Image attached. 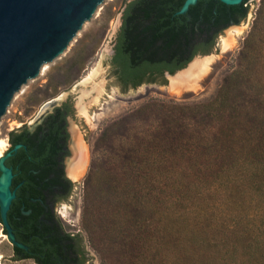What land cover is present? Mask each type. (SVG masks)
Masks as SVG:
<instances>
[{
  "label": "trees",
  "instance_id": "1",
  "mask_svg": "<svg viewBox=\"0 0 264 264\" xmlns=\"http://www.w3.org/2000/svg\"><path fill=\"white\" fill-rule=\"evenodd\" d=\"M183 1H122L107 59L121 89L159 82L163 72L209 53L221 29L245 16L248 3L204 0L184 15L177 12ZM263 51L264 0L241 42L237 69L210 99L160 107L156 115L165 114L168 124H139L132 140L121 138L119 152L111 154L115 161L104 163L108 172L91 165L83 179V232L64 229L47 207V195L64 184L55 157L66 140L69 107H53L32 131H9L10 146H19L6 158L18 148L21 153L11 168L21 199L11 221L34 251L11 245L12 257L86 264L87 240L134 251L140 264L146 254L154 264H264Z\"/></svg>",
  "mask_w": 264,
  "mask_h": 264
},
{
  "label": "rangeland",
  "instance_id": "2",
  "mask_svg": "<svg viewBox=\"0 0 264 264\" xmlns=\"http://www.w3.org/2000/svg\"><path fill=\"white\" fill-rule=\"evenodd\" d=\"M122 1L109 0L74 48L52 62L28 86L16 99L0 133V140L5 141L2 155L8 146L9 130L25 126L32 131L53 107L68 101L70 113L65 121L66 146L68 150L72 146L76 153L81 149L83 160L74 161V169H66L72 157V152L67 151L63 170L72 182V191L65 201L55 207V212L64 229L70 232H83V179L91 165L97 173L101 174L100 168L108 172V165L104 163L115 161L116 157H111V154L119 152V146L123 144L120 143L121 138L127 140V135L130 136L139 124H168L170 118L165 114L156 115L160 107L172 103L190 105L210 99L221 79L237 69L241 42L263 0H248L245 16L217 34L214 48L209 53L194 56L183 68L170 76H163L159 82L124 89L110 74L107 64L111 41L120 21ZM194 62H199V68L193 70L192 75L182 83H175L176 74L192 72ZM260 62H264V58ZM51 102L52 105L49 104ZM125 124H131L132 130H128ZM70 138L71 145L68 142ZM115 166L112 165L110 171L114 172ZM116 219L107 216L108 222ZM85 248L90 258L86 264H140L134 258V251L114 243L93 247L86 240ZM150 258L151 255L146 254L141 264H154ZM131 259L135 261L130 262ZM0 264H35L28 258L12 257L11 244L1 224Z\"/></svg>",
  "mask_w": 264,
  "mask_h": 264
},
{
  "label": "water",
  "instance_id": "3",
  "mask_svg": "<svg viewBox=\"0 0 264 264\" xmlns=\"http://www.w3.org/2000/svg\"><path fill=\"white\" fill-rule=\"evenodd\" d=\"M108 1L0 0V133L16 99L52 62L74 48ZM203 1L184 0L177 12L186 15ZM220 1L241 7L244 0ZM68 142L71 145V138ZM18 146L0 156V222L11 245L34 252L21 242L11 221L21 201L13 192L18 177L11 170L21 156L19 148L6 157Z\"/></svg>",
  "mask_w": 264,
  "mask_h": 264
},
{
  "label": "flooded vegetation",
  "instance_id": "4",
  "mask_svg": "<svg viewBox=\"0 0 264 264\" xmlns=\"http://www.w3.org/2000/svg\"><path fill=\"white\" fill-rule=\"evenodd\" d=\"M231 24H235V23H233L232 21H229L228 24L224 28H226L227 26H229ZM224 28H222V29H224ZM111 46H112V44H111ZM109 50L110 51H109L108 55L110 56L111 48ZM109 56H108V58H109ZM108 67H109V65H108ZM164 73L165 72H163V76H164ZM63 103L65 104V107H69V109H70V104L68 103V101H64L61 104H63ZM67 115L64 116V119H63L64 124L66 123L65 121H66ZM65 126L66 125H64V132L66 134V140L64 142L63 147H60L59 150L57 151V154L55 157L57 167L60 169V174L62 175V177L64 179V184H63V186H58L56 189H53V192L50 194L46 193V191L43 190V194H48L47 195L48 196L47 207L54 213H56L55 207L58 206L59 203L65 201L67 199V197L71 194V191H72V182L67 178V176L64 174V170H63V165H64L63 159L66 156V153L68 151L67 146H66L67 131L65 129ZM9 131H11V130H9ZM7 142H8V146H7V149L5 151H7L10 147H12V146H10V142L8 141V136H7ZM59 144H60V142H59ZM63 153L65 155H63ZM4 161H5V159H4ZM66 174H67V172H66ZM0 224H1V222H0ZM1 228L4 229L2 224H1Z\"/></svg>",
  "mask_w": 264,
  "mask_h": 264
},
{
  "label": "bare ground",
  "instance_id": "5",
  "mask_svg": "<svg viewBox=\"0 0 264 264\" xmlns=\"http://www.w3.org/2000/svg\"><path fill=\"white\" fill-rule=\"evenodd\" d=\"M228 28H230V27H228ZM227 29V28H226ZM225 29V30H226ZM229 40V39H228ZM199 63V62H198ZM197 62H194V63H192V69H191V71L192 72H189L188 74H182V73H177L176 74V76L174 77V79H173V81H175V83L176 82H180V83H182L183 81H185V79L187 78H189L191 75H192V73H193V70L195 71L196 69H198L199 68V64H198ZM171 79H172V77H171ZM172 85H173V83H172ZM7 144V143H6ZM4 146H5V141L4 140H0V156H1V151L3 150V148H4ZM6 148V147H5ZM71 150H72V157H71V159L69 160V162H67V165H66V169L68 168V169H74V167L72 166V163L74 162V161H76V160H80V161H82L83 160V155L80 153V151H81V149L76 153L74 150H73V148H72V146H71ZM73 167V168H72ZM1 177V176H0Z\"/></svg>",
  "mask_w": 264,
  "mask_h": 264
}]
</instances>
